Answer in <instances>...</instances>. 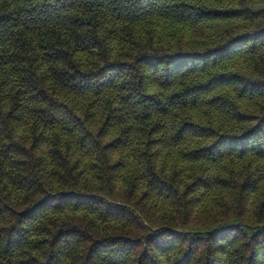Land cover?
<instances>
[{"label": "trees", "instance_id": "16d2710c", "mask_svg": "<svg viewBox=\"0 0 264 264\" xmlns=\"http://www.w3.org/2000/svg\"><path fill=\"white\" fill-rule=\"evenodd\" d=\"M0 264H264V0H0Z\"/></svg>", "mask_w": 264, "mask_h": 264}]
</instances>
